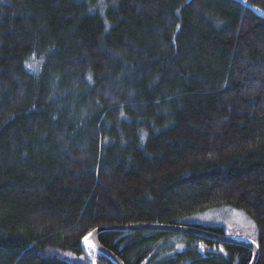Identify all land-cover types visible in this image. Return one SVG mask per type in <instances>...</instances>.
Listing matches in <instances>:
<instances>
[{
    "label": "trees",
    "instance_id": "trees-1",
    "mask_svg": "<svg viewBox=\"0 0 264 264\" xmlns=\"http://www.w3.org/2000/svg\"><path fill=\"white\" fill-rule=\"evenodd\" d=\"M227 211L264 264V0H0V264H88L99 227L225 236L198 222ZM98 241L124 264L251 259L163 232Z\"/></svg>",
    "mask_w": 264,
    "mask_h": 264
},
{
    "label": "water",
    "instance_id": "water-1",
    "mask_svg": "<svg viewBox=\"0 0 264 264\" xmlns=\"http://www.w3.org/2000/svg\"><path fill=\"white\" fill-rule=\"evenodd\" d=\"M248 232L252 239H243L238 237L221 236L207 231L185 227L181 225H148V224H134V225H119L109 227H99L90 232L82 241L81 249L85 258L91 263L96 264V255H102L112 264H124L116 255L105 249L100 245L98 236L105 232H118V233H132L138 231L148 232H163L179 235H188L208 241H212L221 245H235L248 250L251 254L249 264H256L259 257V249L253 238V229L249 227ZM84 264L83 260L79 261Z\"/></svg>",
    "mask_w": 264,
    "mask_h": 264
},
{
    "label": "rangeland",
    "instance_id": "rangeland-1",
    "mask_svg": "<svg viewBox=\"0 0 264 264\" xmlns=\"http://www.w3.org/2000/svg\"><path fill=\"white\" fill-rule=\"evenodd\" d=\"M198 224H201L202 228L204 229H206L207 227H222L225 234L230 237L252 239L247 230L249 228V225L246 223L243 215L236 211H227L226 213L222 212V216H205L204 219L199 220Z\"/></svg>",
    "mask_w": 264,
    "mask_h": 264
},
{
    "label": "bare ground",
    "instance_id": "bare-ground-1",
    "mask_svg": "<svg viewBox=\"0 0 264 264\" xmlns=\"http://www.w3.org/2000/svg\"><path fill=\"white\" fill-rule=\"evenodd\" d=\"M143 232H148V231H143ZM118 233V232H116ZM211 233V232H210ZM82 258H77L75 260H73V262H75V264H80L79 261L81 260Z\"/></svg>",
    "mask_w": 264,
    "mask_h": 264
},
{
    "label": "flooded vegetation",
    "instance_id": "flooded-vegetation-1",
    "mask_svg": "<svg viewBox=\"0 0 264 264\" xmlns=\"http://www.w3.org/2000/svg\"><path fill=\"white\" fill-rule=\"evenodd\" d=\"M222 236V235H221Z\"/></svg>",
    "mask_w": 264,
    "mask_h": 264
}]
</instances>
